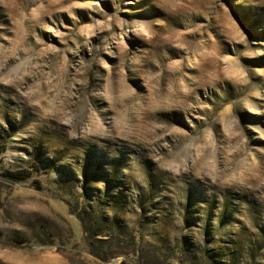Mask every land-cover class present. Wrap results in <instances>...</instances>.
Instances as JSON below:
<instances>
[{"label":"rangeland","instance_id":"1","mask_svg":"<svg viewBox=\"0 0 264 264\" xmlns=\"http://www.w3.org/2000/svg\"><path fill=\"white\" fill-rule=\"evenodd\" d=\"M0 264H264V0H0Z\"/></svg>","mask_w":264,"mask_h":264},{"label":"trees","instance_id":"2","mask_svg":"<svg viewBox=\"0 0 264 264\" xmlns=\"http://www.w3.org/2000/svg\"><path fill=\"white\" fill-rule=\"evenodd\" d=\"M24 172H21V171H14V172H11V176L13 178H16V179H20L22 177H24Z\"/></svg>","mask_w":264,"mask_h":264}]
</instances>
